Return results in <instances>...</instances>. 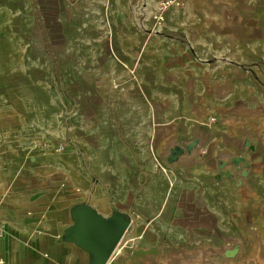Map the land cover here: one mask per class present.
I'll return each mask as SVG.
<instances>
[{
    "label": "crops",
    "instance_id": "obj_1",
    "mask_svg": "<svg viewBox=\"0 0 264 264\" xmlns=\"http://www.w3.org/2000/svg\"><path fill=\"white\" fill-rule=\"evenodd\" d=\"M181 1L117 0L130 20L98 25L144 102L72 173L0 177L1 264H98L71 235L84 207L128 223L106 264H214L264 230V0Z\"/></svg>",
    "mask_w": 264,
    "mask_h": 264
},
{
    "label": "rangeland",
    "instance_id": "obj_2",
    "mask_svg": "<svg viewBox=\"0 0 264 264\" xmlns=\"http://www.w3.org/2000/svg\"><path fill=\"white\" fill-rule=\"evenodd\" d=\"M118 4L0 0V177L57 175L63 166L72 173L73 157L87 158V138L129 133L114 123L119 105L144 95L118 84L130 79L114 37L107 33L103 48L97 30L130 20ZM227 237L242 248L217 250L214 264H264V230Z\"/></svg>",
    "mask_w": 264,
    "mask_h": 264
},
{
    "label": "water",
    "instance_id": "obj_3",
    "mask_svg": "<svg viewBox=\"0 0 264 264\" xmlns=\"http://www.w3.org/2000/svg\"><path fill=\"white\" fill-rule=\"evenodd\" d=\"M198 140L173 148L172 155H176L182 150L190 152ZM79 221L72 230V237L82 246L96 253L98 264H106L121 240L126 227L127 221L121 220L117 215L105 218L89 208L78 210ZM234 252L232 251L231 254Z\"/></svg>",
    "mask_w": 264,
    "mask_h": 264
},
{
    "label": "built area",
    "instance_id": "obj_4",
    "mask_svg": "<svg viewBox=\"0 0 264 264\" xmlns=\"http://www.w3.org/2000/svg\"><path fill=\"white\" fill-rule=\"evenodd\" d=\"M182 1L181 0H159V4H158V8L159 10H163L164 8L168 7V6H172V5H179ZM163 15L158 12V14H156V19L157 22L162 23L164 21L163 19ZM64 148V145L61 144L59 145L58 149L62 150ZM202 151H205V149H203ZM4 260L3 258L0 256V264L3 263Z\"/></svg>",
    "mask_w": 264,
    "mask_h": 264
}]
</instances>
